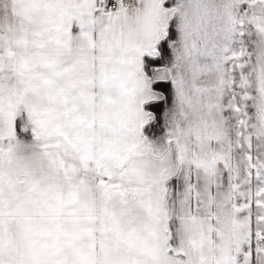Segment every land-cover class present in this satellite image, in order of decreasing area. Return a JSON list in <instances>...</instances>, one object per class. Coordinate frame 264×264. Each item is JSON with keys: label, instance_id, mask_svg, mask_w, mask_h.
Returning <instances> with one entry per match:
<instances>
[{"label": "snow or ice", "instance_id": "obj_1", "mask_svg": "<svg viewBox=\"0 0 264 264\" xmlns=\"http://www.w3.org/2000/svg\"><path fill=\"white\" fill-rule=\"evenodd\" d=\"M0 264H264V0H0Z\"/></svg>", "mask_w": 264, "mask_h": 264}]
</instances>
